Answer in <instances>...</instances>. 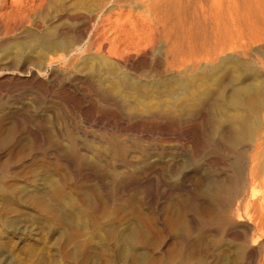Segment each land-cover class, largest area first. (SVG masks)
<instances>
[{"label": "bare ground", "instance_id": "6f19581e", "mask_svg": "<svg viewBox=\"0 0 264 264\" xmlns=\"http://www.w3.org/2000/svg\"><path fill=\"white\" fill-rule=\"evenodd\" d=\"M50 2L0 0V42L24 24L40 27ZM48 26L35 53L0 57V79L63 81L66 95L51 99L60 146L47 152L44 130L0 117V182L31 181L35 157L99 226L136 216L149 238L119 264H264V106L252 132L229 69L232 50L263 53L264 0H68ZM187 71L203 85L190 74L176 86ZM66 106L83 108L86 125L63 127ZM189 128L198 137H178ZM163 168L173 183L127 186ZM8 230L33 233L19 222ZM121 243L118 235L108 247Z\"/></svg>", "mask_w": 264, "mask_h": 264}, {"label": "rangeland", "instance_id": "374dc122", "mask_svg": "<svg viewBox=\"0 0 264 264\" xmlns=\"http://www.w3.org/2000/svg\"><path fill=\"white\" fill-rule=\"evenodd\" d=\"M66 1L68 0H53L47 9L38 12L36 18L41 21L46 20L40 27L35 28L24 24L25 26L23 25L15 33L3 37L0 42L2 43L0 57L35 53V50H38L36 48L43 44L42 39L49 36L48 25L56 10ZM31 17H35V12ZM237 48L240 47L237 46ZM255 57L235 50L230 52L229 57L233 90L241 92L244 103L241 106L242 113L247 118L252 132L260 128L258 111L264 106V68L261 67V63H264V51L257 56L258 59ZM190 74L198 76L196 86L203 85L200 74L187 71V73H177L178 78L176 77L175 81L178 85L176 86H188L189 83L182 77H188ZM64 88L62 80L44 75L32 81L0 79L2 122H11L8 116L12 115L13 121L25 124L27 128H33L34 132L36 128L44 130L51 136V140H45V151L52 152V143L60 146V140L54 136L57 117L52 113L54 106L58 103L51 99L64 97L66 95ZM62 109L64 113H60V118L63 127H69V124L86 125L82 117L83 108L66 106ZM104 122L111 125L117 124L111 119ZM153 127L154 124L141 126L144 129ZM172 130L173 128L168 130L169 136L174 137ZM176 132L180 135L178 137L183 135L198 137L199 135L195 128L185 131L177 129ZM141 134L155 135L149 130L142 131ZM21 138L26 139L24 135ZM61 141L65 143L64 139ZM32 160L31 181H27L30 184L6 187L0 182V260L3 261L2 264H119L118 260L123 256L130 260L138 257L141 246L149 235L136 216L128 215L116 220L110 228L99 226L91 213L70 194L58 173L35 165V157ZM139 171L142 170H136V172ZM5 173L7 172H3ZM167 175L168 172L164 168L156 169L153 173L150 169H145L140 174L134 175L127 186L130 189L138 186L151 190L155 182L154 177L163 178L162 182L165 180L167 184L173 183V180L166 177ZM37 181L39 186L35 187ZM18 222L26 224L33 233H26L21 237L12 234L8 227ZM118 235L122 243L115 252H112L108 246ZM135 245L137 247H134Z\"/></svg>", "mask_w": 264, "mask_h": 264}]
</instances>
